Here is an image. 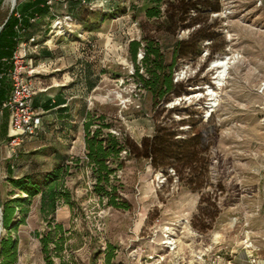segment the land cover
Segmentation results:
<instances>
[{
	"label": "rangeland",
	"instance_id": "rangeland-1",
	"mask_svg": "<svg viewBox=\"0 0 264 264\" xmlns=\"http://www.w3.org/2000/svg\"><path fill=\"white\" fill-rule=\"evenodd\" d=\"M19 1L2 0L0 20ZM86 1L83 25L71 20L63 31L51 27L45 41L83 43L97 88L82 106L111 120L105 132L118 137L140 142L161 127L176 131L177 138L203 133L211 146L201 153L198 186L189 183V168L179 174L175 166L154 169L147 161L127 160L116 182L130 204L124 210L109 207L95 193L86 150L63 155L55 134H39L20 150L17 178L43 180L58 167L65 170L55 185L53 212H41L43 197L49 204L44 187L28 200L24 224L4 230L14 264H143L149 258L151 264L161 258V264H264V0H211L218 12L205 8L206 0H187L198 5L187 14L182 0ZM150 9L156 17L147 16ZM200 28L209 38L177 61L178 90L169 102L154 106L134 76L131 42L141 43L137 65L144 74L146 40L156 42L171 65L176 45ZM224 58L228 70L218 84L215 63ZM8 164L0 146L3 175ZM14 198L27 196L2 177L0 204ZM64 206L70 216L59 213L58 219ZM168 232L177 243L174 251L162 245Z\"/></svg>",
	"mask_w": 264,
	"mask_h": 264
},
{
	"label": "trees",
	"instance_id": "trees-1",
	"mask_svg": "<svg viewBox=\"0 0 264 264\" xmlns=\"http://www.w3.org/2000/svg\"><path fill=\"white\" fill-rule=\"evenodd\" d=\"M0 0V4H1ZM205 8L218 12L219 8H214L210 3L211 0H206ZM79 3L78 11L68 13L72 21L83 25L85 23L82 18V11L86 5V0H77ZM185 14L192 8L198 9V5L187 0H182ZM16 8L11 14L9 12L3 17L2 29L0 30V40L3 35L16 37V27L20 28L18 24L23 22L14 19ZM157 11L150 9L147 11V16L153 18L157 16ZM53 16L52 22L56 19ZM20 22V23H19ZM30 26L26 25L25 30ZM51 28V24H50ZM203 29L197 30L189 40L179 42L174 51L173 62L167 65L165 56L161 48L152 40H146L144 48V58L141 61L144 74L140 73V66L137 65V53L141 48V43L133 41L130 44L131 60L135 64L134 76L142 85V88L151 93L152 102L154 106L165 104L171 100L172 95L178 90L179 85L174 81V67L179 59L187 57L193 47H198L202 40L209 38V36H202ZM201 36V37H200ZM66 40H68L66 38ZM19 44L12 41L4 43L0 42V47H7V52L11 50L13 54L16 46ZM93 87L97 85V81L91 84ZM36 109V108H35ZM82 115L85 116L83 123V131L85 138V149L87 166L91 169L95 177L94 191L96 194L107 198V205L115 209L128 210L130 204L122 198L119 192L117 173L124 168L127 160L147 161L154 169L166 168L168 166H175L179 174L190 169L188 181L191 185L198 186L200 178L197 175L198 165L203 162L201 153L207 152L210 149L208 135L203 133H196L187 138H177V132L171 129L159 127L154 136H145L140 142L133 140L130 136L125 135L118 137L110 132H105L113 126V122L105 115H98L97 113L89 112L85 106L81 107ZM41 124V132H43V118ZM125 152V156L122 154ZM80 159L75 162L77 165ZM68 169V168H67ZM65 169L61 167L56 168L43 180L34 175H26L21 178H9V182L14 188H17L21 193L26 194L27 198H14L7 202L0 204L2 208V226L3 233L5 229L24 224L27 215L25 206L28 200L39 195L44 187L49 190V204H45V197L42 200L41 212L51 213L55 209V185L62 178ZM44 192V196H45ZM48 206V208H46ZM2 233V236H3ZM1 236L0 240V264H14L15 254L14 248L9 240L5 242ZM43 245H47V240H42Z\"/></svg>",
	"mask_w": 264,
	"mask_h": 264
},
{
	"label": "crops",
	"instance_id": "crops-1",
	"mask_svg": "<svg viewBox=\"0 0 264 264\" xmlns=\"http://www.w3.org/2000/svg\"><path fill=\"white\" fill-rule=\"evenodd\" d=\"M76 1L20 0L14 19H18L16 13H21L23 22L18 24L20 28L16 27V37L3 35L0 40L4 43L19 40L16 49L22 54H27L28 60L37 66L38 74L33 78L35 91L33 105L43 118L42 133L55 134L63 148L61 153L67 156L78 155L81 150L83 152L86 150L83 131L85 116L82 115L81 107L82 102L90 94L94 96L97 85L94 87L91 85L96 80L91 75V66L85 55V48H81L83 43L80 40L58 38L49 46L45 45V41L48 38L53 16L56 13L78 11L79 3ZM12 12L13 10L9 14ZM3 21L0 20V28ZM26 25L30 26L27 30H25ZM32 38L36 39L33 43L30 42ZM7 49L0 47V146L5 148L9 163L6 174L0 172V179L4 177V181L18 176V172L14 169L16 162L13 163L10 159L7 147L9 113L2 109L3 102L11 94V82L7 74L11 68L12 53L11 50L7 52ZM85 107L88 111L89 108ZM59 213L66 218L70 216L71 210L67 206L58 209V219H60ZM33 217L32 211L27 220L29 226Z\"/></svg>",
	"mask_w": 264,
	"mask_h": 264
},
{
	"label": "built area",
	"instance_id": "built-area-1",
	"mask_svg": "<svg viewBox=\"0 0 264 264\" xmlns=\"http://www.w3.org/2000/svg\"><path fill=\"white\" fill-rule=\"evenodd\" d=\"M14 10V9H13ZM16 16L21 20V15L16 13ZM70 16H65L60 19L58 16L54 20L55 27L63 31L66 23L71 22ZM2 28H0L1 30ZM59 31L58 33H60ZM36 39H30V42H35ZM49 41H47L48 43ZM11 68L8 72V77L11 82V94L3 102L2 109L9 113V128L7 147L11 160L15 163L19 157V153L23 145L37 137L41 132L42 119L33 105L35 91L33 87V78L38 74L37 66L33 65L28 60L27 54H22L19 49H16L11 56ZM173 174L174 170L171 169ZM3 233L2 226V208L0 206V240ZM165 240L162 245L169 251H174L177 248V243L172 235L168 232L164 235ZM152 258L144 260L143 264H151ZM164 261L157 260L156 264H161Z\"/></svg>",
	"mask_w": 264,
	"mask_h": 264
},
{
	"label": "bare ground",
	"instance_id": "bare-ground-1",
	"mask_svg": "<svg viewBox=\"0 0 264 264\" xmlns=\"http://www.w3.org/2000/svg\"><path fill=\"white\" fill-rule=\"evenodd\" d=\"M11 3H14L16 2V0H10ZM228 59L224 58L222 60H219L215 63V67L217 69H219V73H218V76H217V81H218V84H220V82L225 78L226 76V73H227V70H228Z\"/></svg>",
	"mask_w": 264,
	"mask_h": 264
},
{
	"label": "water",
	"instance_id": "water-1",
	"mask_svg": "<svg viewBox=\"0 0 264 264\" xmlns=\"http://www.w3.org/2000/svg\"><path fill=\"white\" fill-rule=\"evenodd\" d=\"M14 9V7L12 8V10Z\"/></svg>",
	"mask_w": 264,
	"mask_h": 264
}]
</instances>
